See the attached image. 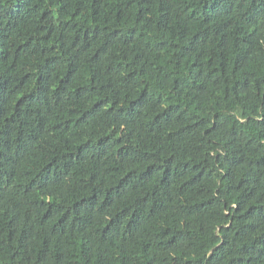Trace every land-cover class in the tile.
<instances>
[{
  "label": "trees",
  "instance_id": "obj_1",
  "mask_svg": "<svg viewBox=\"0 0 264 264\" xmlns=\"http://www.w3.org/2000/svg\"><path fill=\"white\" fill-rule=\"evenodd\" d=\"M0 264H264V0H0Z\"/></svg>",
  "mask_w": 264,
  "mask_h": 264
}]
</instances>
